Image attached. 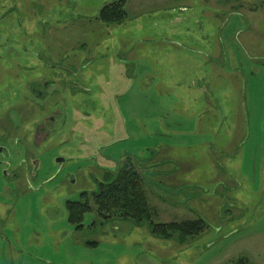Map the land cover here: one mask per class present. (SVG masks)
I'll return each instance as SVG.
<instances>
[{
  "label": "rangeland",
  "instance_id": "1",
  "mask_svg": "<svg viewBox=\"0 0 264 264\" xmlns=\"http://www.w3.org/2000/svg\"><path fill=\"white\" fill-rule=\"evenodd\" d=\"M111 2L0 0V264H264V0H126V19L108 26L97 15ZM188 48L210 59L190 71L207 87L190 90L194 119L173 103L176 85L144 86L131 61ZM91 52L103 61L87 70ZM41 122L48 133L35 138ZM161 146L183 162L179 174L142 163ZM125 164L153 182L145 184L153 220L203 215L211 226L183 242L158 238L147 223L103 218L91 198L77 229L66 201ZM223 166L244 182L237 199L227 198L236 184ZM191 181L210 200L202 187H182Z\"/></svg>",
  "mask_w": 264,
  "mask_h": 264
},
{
  "label": "trees",
  "instance_id": "2",
  "mask_svg": "<svg viewBox=\"0 0 264 264\" xmlns=\"http://www.w3.org/2000/svg\"><path fill=\"white\" fill-rule=\"evenodd\" d=\"M125 2L126 0H114V2L104 5L97 15V20L112 26L122 23L128 16ZM98 186L92 193L81 192L79 200L66 201L68 221L77 229L81 230L85 226V215L94 209L91 206V198L95 209L103 218L112 216L115 219L134 220L139 225L147 223L150 232L158 238L171 239L175 234H178L180 235L179 240L183 242L185 238L199 234L206 227L211 226L202 217L194 220L162 223L153 220L156 211L149 202L147 188H145V176L131 165L119 166L115 171L107 170ZM92 244L97 245L98 243ZM242 259L241 264H246V258Z\"/></svg>",
  "mask_w": 264,
  "mask_h": 264
},
{
  "label": "crops",
  "instance_id": "3",
  "mask_svg": "<svg viewBox=\"0 0 264 264\" xmlns=\"http://www.w3.org/2000/svg\"><path fill=\"white\" fill-rule=\"evenodd\" d=\"M104 24V23H103ZM106 25V24H105ZM110 26V25H108ZM103 30H106L105 28ZM192 42L195 40L193 36H191ZM209 40V39H208ZM203 42L205 41V38L202 39ZM210 43L208 42V48H210ZM120 52H126L127 49L125 47H123L122 49H119ZM92 57L90 58V60L87 61V63H84L83 65H85V69L87 68V70L89 69V67H92L93 64H97V63H102L103 58H98V60L94 59V54L91 52ZM155 55H157V58L154 61H149L147 56H151L154 57ZM196 55H199L200 58L195 62L196 60ZM202 56V57H201ZM209 56V54L206 53L205 50L202 49H197V48H188V49H184L183 51L180 52V50H173L171 49L170 51H166V52H161V51H157V49H150V50H146L144 51L139 58H132V56L130 58L131 61H135L133 62L138 70V73L141 72L143 70L144 72V77L141 80V84H144V86H147L149 88V86H153V82L156 83V87L159 90H164L165 92H169L172 93V88L171 85H176V92H173L172 95H175L176 97H178L177 99L174 98L173 99V103H175V105H181V102H183L186 107H184L182 113L184 116H186L187 118H192L194 119L196 117L194 112V108L192 106H190V95H192V92L194 89L197 88L195 80L193 77V75H190V71L194 70V63H198L200 66H205L207 65L206 63H210V59H206V57ZM210 58V57H209ZM95 60V61H94ZM111 65H113L112 63H110ZM168 72L171 74V77L174 80L170 79V74H168ZM154 78L156 79V81H154ZM192 79V81H191ZM194 81V82H193ZM206 88L205 86L203 87H198L197 90L200 93H204L206 94ZM191 90V91H190ZM172 104V103H171ZM173 108V114L174 113H178L176 111V108L174 107V105L172 104ZM192 109V111H188L189 109ZM186 111H188L186 113ZM206 113L205 111L203 112V114ZM158 119H162V118H158ZM173 131V130H171ZM206 132H209V128H207L205 130ZM174 132V131H173ZM179 142L176 144L175 148L178 149L179 147ZM173 145V144H172ZM191 144L187 145V149H189L188 147H190ZM166 147L161 146V150L163 151ZM174 148V146H172V149ZM167 150L165 152H162L160 155V157L158 158H152V159H146V162H142L143 164H145L147 167L155 166V170L160 173V174H164L161 172V170H163L164 168L166 169V171L168 173H170L171 175L174 174H179V170L180 167H182L181 165L183 164V162L179 161L177 158L174 157L173 154V150H172V156H170V151L171 149L168 147L166 148ZM158 152V150H157ZM242 158V157H241ZM240 167V166H239ZM223 168H226V172L227 174L230 176V178H232V180H234L236 186H233L234 189L232 191V193L227 196V198L229 199H237V197L234 196L235 193L239 194L238 191H240L241 189L244 188V182L243 180L240 178L241 176L239 175H232L231 174V169L228 167L223 166ZM241 168V167H240ZM113 169L112 171H115L117 168H111ZM262 172H261V177L262 179L264 178V175L262 176V174L264 173V163H262ZM237 172L239 170H236ZM145 176V184H148L151 187V184H153V182L150 181V179L148 178L147 173L143 174ZM240 179V180H239ZM242 180V181H241ZM173 181V180H172ZM164 184L167 185H171L170 181L167 179V181H162ZM193 182V183H192ZM197 181H191L190 183H187L185 185H183L182 187H189V186H197V187H202L204 188V195H203V199H209L210 197H206V196H210L209 195V188L206 187L205 185L203 186V184H197L195 183ZM198 183H201L200 181ZM220 184H225L224 182L220 183ZM165 187H162V189H164ZM191 189H193V187H190ZM208 189V190H207ZM226 189V187L224 188ZM153 190V189H152ZM169 191V190H168ZM156 192V191H154ZM260 190L257 189L254 192V195H251V199H252V203L257 202V200H253V197L256 196V198L258 199L259 197V193ZM153 193V191H152ZM169 194H171V191L168 192ZM194 197L195 195L191 194L188 195V197ZM178 198L180 197V194L177 196ZM161 198V197H160ZM190 199V198H189ZM195 199L192 198L191 200ZM183 200V199H182ZM185 200L181 201V203H184ZM202 217H205L203 215H199ZM237 230V229H235ZM220 231V228L216 229V232ZM234 231V230H233ZM231 232V231H230Z\"/></svg>",
  "mask_w": 264,
  "mask_h": 264
},
{
  "label": "flooded vegetation",
  "instance_id": "4",
  "mask_svg": "<svg viewBox=\"0 0 264 264\" xmlns=\"http://www.w3.org/2000/svg\"><path fill=\"white\" fill-rule=\"evenodd\" d=\"M54 111H55V112H58L59 110L56 109V110H54ZM48 118H49V117H48ZM50 119H51L52 121L55 120L54 117H51V116H50ZM42 122H43V121H42ZM42 122H41L40 124L38 123V125H37L38 127H36V131H35L37 135H35V133H34V137H35V136H39V135H43V134H44L43 132L48 133V128H47V126H43V125H42ZM46 133H45V134H46ZM45 134H44L42 137H44ZM35 138H36V137H35ZM44 139H45V138H42L41 141L44 140ZM4 149H5V147L2 146V148H0V153H3V152H4ZM25 150H26V149H22V151H25ZM30 160H31V159H30ZM7 161H8V160H7ZM2 163H4V161H2V160L0 159V165H1ZM11 163H12V162L8 161V162H6V165H5V166L3 165V167L5 168L4 170H6V171H5V175H6V176L10 175V171H11V170H9V169H12V168H13L12 165H11ZM34 164H35V163H34ZM32 165H33V164H32ZM3 167H1V168H3ZM32 167H33V166H31L30 169H29V171H30V170L33 171V172H31V175H33L34 172H36V169H34V168H32Z\"/></svg>",
  "mask_w": 264,
  "mask_h": 264
},
{
  "label": "water",
  "instance_id": "5",
  "mask_svg": "<svg viewBox=\"0 0 264 264\" xmlns=\"http://www.w3.org/2000/svg\"><path fill=\"white\" fill-rule=\"evenodd\" d=\"M65 160H66V158L62 157V156L56 158V161H58V163L65 162Z\"/></svg>",
  "mask_w": 264,
  "mask_h": 264
}]
</instances>
